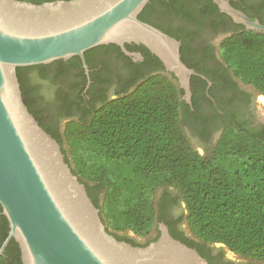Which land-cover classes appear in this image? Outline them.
<instances>
[{
  "label": "water",
  "instance_id": "1",
  "mask_svg": "<svg viewBox=\"0 0 264 264\" xmlns=\"http://www.w3.org/2000/svg\"><path fill=\"white\" fill-rule=\"evenodd\" d=\"M150 0H0V203L23 264H207L165 224L156 241L119 240L61 144L26 104L17 69L72 56L92 47L143 44L179 78L190 101L196 73L181 58V42L139 15ZM246 29L264 32L229 0H213ZM134 234L133 231H131Z\"/></svg>",
  "mask_w": 264,
  "mask_h": 264
},
{
  "label": "trees",
  "instance_id": "2",
  "mask_svg": "<svg viewBox=\"0 0 264 264\" xmlns=\"http://www.w3.org/2000/svg\"><path fill=\"white\" fill-rule=\"evenodd\" d=\"M149 7L139 15L142 20ZM221 53L235 76L264 93V32H237L224 40ZM179 94L168 76L154 74L96 108L83 123L69 122L64 132L68 147L62 148L66 160L93 201L91 190L102 188L101 205L94 202L115 235L125 230L150 234L155 191L169 185L181 193L197 238L224 243L235 253L264 262V131L230 125L213 152L203 156L182 127L184 102ZM9 230L0 203V246ZM5 252L8 264H23L14 238Z\"/></svg>",
  "mask_w": 264,
  "mask_h": 264
},
{
  "label": "flooded vegetation",
  "instance_id": "3",
  "mask_svg": "<svg viewBox=\"0 0 264 264\" xmlns=\"http://www.w3.org/2000/svg\"><path fill=\"white\" fill-rule=\"evenodd\" d=\"M229 1L251 19L264 23V0ZM147 5L150 7L144 13V20L178 39L182 60L196 72L190 77V101L185 98L186 91L175 73L167 70L146 46L135 42L125 43L124 47L102 44L86 50L84 58L76 55L23 66L20 73L17 69L26 104L53 137L58 140L60 136L58 142L62 148L68 147L64 132L69 122L83 123L96 108L128 94L158 73L168 76L178 86L180 100L184 102L179 114L182 127L201 155L213 152L230 125L243 123L264 131V93L235 76L221 53L226 38L248 29L222 12L213 0H150ZM91 193L101 205L102 188L95 187ZM154 197L156 213L152 232L146 236L132 234L131 230L113 233L119 240L146 246L159 239L161 224H165L174 238L196 249L207 264H264L233 252L224 243L197 238L189 228L186 203L176 188L161 185ZM5 250L0 256L4 255L3 262L8 264L9 254Z\"/></svg>",
  "mask_w": 264,
  "mask_h": 264
}]
</instances>
